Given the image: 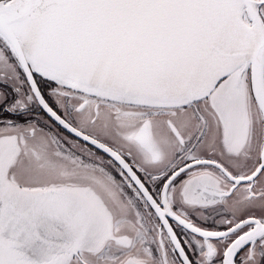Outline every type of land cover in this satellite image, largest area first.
I'll list each match as a JSON object with an SVG mask.
<instances>
[{"label":"snow or ice","instance_id":"obj_1","mask_svg":"<svg viewBox=\"0 0 264 264\" xmlns=\"http://www.w3.org/2000/svg\"><path fill=\"white\" fill-rule=\"evenodd\" d=\"M0 264H264V0H0Z\"/></svg>","mask_w":264,"mask_h":264}]
</instances>
